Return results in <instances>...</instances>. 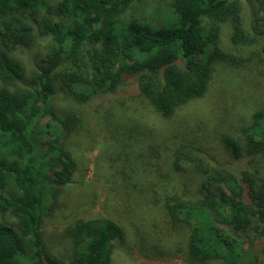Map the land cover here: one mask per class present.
Returning a JSON list of instances; mask_svg holds the SVG:
<instances>
[{
	"label": "trees",
	"instance_id": "16d2710c",
	"mask_svg": "<svg viewBox=\"0 0 264 264\" xmlns=\"http://www.w3.org/2000/svg\"><path fill=\"white\" fill-rule=\"evenodd\" d=\"M135 0H0V264H66L46 247L42 224L57 206L59 190L76 171L61 139L72 127L52 105L61 87L84 103L135 84L162 117L200 98L212 65L237 59L220 48V24L231 43L253 39L243 30L240 0H168L176 21L153 28L121 16ZM160 1V0H152ZM253 36L264 35V0H253ZM209 19V21H206ZM35 28L50 40L39 72L26 77L10 54L35 43ZM264 54V49H263ZM47 119V121H44ZM245 146L231 137L221 144L232 159L244 154L264 165V108L243 129ZM188 163L200 175L199 197L172 195L163 207L172 224H184L187 257L198 263L263 264L264 174L238 176L181 146L171 167ZM70 264H112L122 228L109 219L78 221L67 230Z\"/></svg>",
	"mask_w": 264,
	"mask_h": 264
},
{
	"label": "rangeland",
	"instance_id": "374dc122",
	"mask_svg": "<svg viewBox=\"0 0 264 264\" xmlns=\"http://www.w3.org/2000/svg\"><path fill=\"white\" fill-rule=\"evenodd\" d=\"M61 1L47 0L51 6ZM168 2L135 0L121 19H138L153 28L172 27L176 19ZM240 3L243 30L253 40L232 44L230 24L221 23L220 48L237 63H214L204 95L178 107L169 117L159 115L133 83L84 103L57 87L52 105L72 127L61 141L71 153L76 171L59 190L57 206L42 224L44 243L55 257L70 264L68 228L78 221L104 218L118 224L124 233L114 248L112 264H206L187 257L188 228L170 222L163 202L172 195L199 197L200 175L183 161L184 171L171 167L173 153L181 146L235 176L245 170L264 174L257 156L244 154L235 160L221 144L226 136L244 147L243 129L264 108V35L251 34L257 15L255 2ZM35 36L32 47L10 54L24 64L26 77L40 71L50 46L49 38L37 28ZM262 249L254 246L251 253L264 264Z\"/></svg>",
	"mask_w": 264,
	"mask_h": 264
}]
</instances>
